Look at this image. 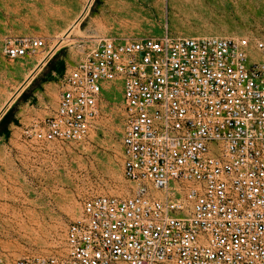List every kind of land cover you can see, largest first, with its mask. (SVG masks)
<instances>
[{"label":"built area","instance_id":"1","mask_svg":"<svg viewBox=\"0 0 264 264\" xmlns=\"http://www.w3.org/2000/svg\"><path fill=\"white\" fill-rule=\"evenodd\" d=\"M46 47L19 37L4 53ZM116 89L134 192L87 198L62 256L11 264H264V39H98L63 79L53 116L25 137L84 141Z\"/></svg>","mask_w":264,"mask_h":264},{"label":"rangeland","instance_id":"2","mask_svg":"<svg viewBox=\"0 0 264 264\" xmlns=\"http://www.w3.org/2000/svg\"><path fill=\"white\" fill-rule=\"evenodd\" d=\"M166 32L264 39V0H0V111L11 101L0 118V257L7 263L62 256L67 228L87 198L134 192L136 185L123 174L119 89L104 92L84 141L37 142L24 133L53 116L63 79L98 39ZM19 37L44 38L47 47L11 59L4 46ZM44 56L45 64L19 93Z\"/></svg>","mask_w":264,"mask_h":264},{"label":"bare ground","instance_id":"3","mask_svg":"<svg viewBox=\"0 0 264 264\" xmlns=\"http://www.w3.org/2000/svg\"><path fill=\"white\" fill-rule=\"evenodd\" d=\"M88 7V6H87ZM79 20L80 19H77V21H75L71 26H70V28L68 29V31L64 34V37H61L60 38V40H59V42H62V41H64L65 39H67L68 38V34L73 30V29H75V27H77L78 26V24H79ZM167 33V32H166ZM169 33V32H168ZM165 34V33H164ZM170 34V33H169ZM172 35V34H171ZM160 37V36H159ZM113 40V39H112ZM128 41V40H127ZM56 47L58 46V44L57 45H55ZM53 47V48H51V50L53 51L56 47ZM51 51V52H52ZM48 55H49V53H47ZM50 56V55H49ZM48 58V57H47ZM47 58H46V56H44V57H41V58H39V60H38V64H37V66H36V69L33 71V72H31V74L29 75V77H28V79L26 80V82L24 83V85L22 86V87H20L21 89H20V91H19V93L26 87V86H28V84H30V82L33 80V78L36 76V74L40 71V69L42 68V66L45 64V62H46V60H47ZM252 58L253 59H256V60H258V61H262V59H261V57L259 56V54L258 53H253L252 54ZM263 62V61H262ZM18 93V94H19ZM16 94V93H15ZM17 94V95H18ZM16 95V96H17ZM11 102V101H10ZM10 102L6 105V106H8V105H10ZM4 110V109H3ZM2 110V111H3ZM2 111H0L1 113H2ZM0 113V114H1Z\"/></svg>","mask_w":264,"mask_h":264},{"label":"water","instance_id":"4","mask_svg":"<svg viewBox=\"0 0 264 264\" xmlns=\"http://www.w3.org/2000/svg\"><path fill=\"white\" fill-rule=\"evenodd\" d=\"M8 106H9V105H8ZM8 106H6V107L4 108V110H3L2 113L0 114V118H1V116L4 114V112H5V110L7 109Z\"/></svg>","mask_w":264,"mask_h":264}]
</instances>
